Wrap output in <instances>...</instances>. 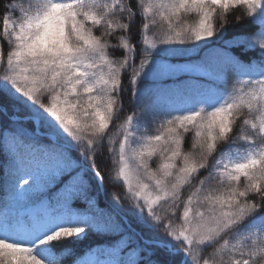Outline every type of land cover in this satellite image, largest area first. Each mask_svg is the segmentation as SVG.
Here are the masks:
<instances>
[{"label":"snow or ice","instance_id":"1","mask_svg":"<svg viewBox=\"0 0 264 264\" xmlns=\"http://www.w3.org/2000/svg\"><path fill=\"white\" fill-rule=\"evenodd\" d=\"M0 173V264H264V0H0Z\"/></svg>","mask_w":264,"mask_h":264},{"label":"trees","instance_id":"2","mask_svg":"<svg viewBox=\"0 0 264 264\" xmlns=\"http://www.w3.org/2000/svg\"><path fill=\"white\" fill-rule=\"evenodd\" d=\"M231 19V17H230ZM256 30V26L254 24H251L250 22L247 21V19L237 25L235 23H232L228 26L227 28V32H226V37L225 38H230L234 35H243L246 32H251V31H255ZM125 103L127 105V99H125ZM132 109L131 107H127L126 108V112L125 115L128 114L129 112H131ZM74 155L78 156L79 153H74ZM111 162L110 161H105L101 164V169L102 171H105V175H107V168L110 167ZM107 166V167H106ZM0 175H2V173H0ZM122 189L119 186H113L110 185L107 181L104 184V192L100 197V203L101 206H103L104 201L105 200H111L112 196L111 193L113 191L119 192ZM126 211V210H125ZM100 241V238L93 235V234H89V236L87 238H82L80 241H69L67 243V247L68 249L71 250V252L76 255V254H81L84 251H86L89 247L92 246H97L98 243ZM71 257H68L67 259L64 260L63 264H69Z\"/></svg>","mask_w":264,"mask_h":264},{"label":"rangeland","instance_id":"3","mask_svg":"<svg viewBox=\"0 0 264 264\" xmlns=\"http://www.w3.org/2000/svg\"><path fill=\"white\" fill-rule=\"evenodd\" d=\"M138 110V109H137ZM127 115V114H126ZM92 247H96V246H92Z\"/></svg>","mask_w":264,"mask_h":264}]
</instances>
